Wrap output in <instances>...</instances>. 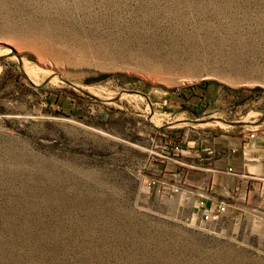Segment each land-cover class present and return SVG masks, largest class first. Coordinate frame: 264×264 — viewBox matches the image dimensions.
<instances>
[{"label":"rangeland","instance_id":"rangeland-1","mask_svg":"<svg viewBox=\"0 0 264 264\" xmlns=\"http://www.w3.org/2000/svg\"><path fill=\"white\" fill-rule=\"evenodd\" d=\"M201 104L264 122V0H0V264H264L154 178Z\"/></svg>","mask_w":264,"mask_h":264},{"label":"crops","instance_id":"crops-1","mask_svg":"<svg viewBox=\"0 0 264 264\" xmlns=\"http://www.w3.org/2000/svg\"><path fill=\"white\" fill-rule=\"evenodd\" d=\"M185 115L163 127L168 139L162 135L165 148L153 170L159 187L179 186L175 203L201 222L205 211L223 205L226 216L252 218L264 228L263 119L231 126L225 122H245L209 124Z\"/></svg>","mask_w":264,"mask_h":264},{"label":"built area","instance_id":"built-area-1","mask_svg":"<svg viewBox=\"0 0 264 264\" xmlns=\"http://www.w3.org/2000/svg\"><path fill=\"white\" fill-rule=\"evenodd\" d=\"M250 138H253V135H249ZM235 152V151H233ZM243 155H246L245 152H243ZM161 193H163L164 195L168 196L170 200L175 199V197L177 195H179L180 193V187L179 186H170V187H163L160 190ZM200 207L203 206V203L200 202L198 204ZM227 215V207L223 206V205H217L216 207H214V209H212L211 211H205L202 215V221L203 222H209L211 221L214 217H218V216H223L226 217Z\"/></svg>","mask_w":264,"mask_h":264},{"label":"trees","instance_id":"trees-1","mask_svg":"<svg viewBox=\"0 0 264 264\" xmlns=\"http://www.w3.org/2000/svg\"><path fill=\"white\" fill-rule=\"evenodd\" d=\"M207 108V105L206 104H201V105H196L195 107H193V109L190 107L187 108V110L193 114V116L197 117V118H200L203 115L205 109Z\"/></svg>","mask_w":264,"mask_h":264},{"label":"water","instance_id":"water-1","mask_svg":"<svg viewBox=\"0 0 264 264\" xmlns=\"http://www.w3.org/2000/svg\"><path fill=\"white\" fill-rule=\"evenodd\" d=\"M201 122L204 123V121H201ZM225 123H226V124H229V125H231V126H240V125L246 124V123H242V122H237V123H227V122H225ZM250 126H255V125L251 123Z\"/></svg>","mask_w":264,"mask_h":264}]
</instances>
